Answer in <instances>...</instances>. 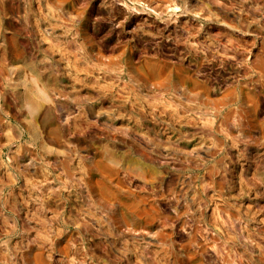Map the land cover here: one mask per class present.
<instances>
[{"label": "rangeland", "instance_id": "rangeland-1", "mask_svg": "<svg viewBox=\"0 0 264 264\" xmlns=\"http://www.w3.org/2000/svg\"><path fill=\"white\" fill-rule=\"evenodd\" d=\"M0 264H264V0H0Z\"/></svg>", "mask_w": 264, "mask_h": 264}, {"label": "clouds", "instance_id": "clouds-1", "mask_svg": "<svg viewBox=\"0 0 264 264\" xmlns=\"http://www.w3.org/2000/svg\"><path fill=\"white\" fill-rule=\"evenodd\" d=\"M130 70L136 75L139 84L147 90V92H152L151 87V80L156 78L159 73L156 69L152 70H145L137 68L134 61L130 62ZM150 99V97H148ZM139 100H144L145 103L146 98L141 97ZM139 100L134 101V104H138ZM133 117H135V110L133 111ZM151 115V113H145L144 118L146 119L147 116ZM155 119V117L153 118ZM132 123V121H130ZM134 132V135L131 137V143L129 152L125 155L131 156L133 153H135V156L133 159L125 161L123 157H121L120 162L125 164V167L120 168V172H125L126 174L124 176H119V173H115V175L119 178L121 182L126 183L129 187H131V180L129 179V176L127 175L128 172L136 173L137 171L145 174V175H151L155 178L159 179L163 173L162 169L164 170H170L169 165H171L175 159L172 155H163L161 153V149L167 148L169 152L173 151H179V149H175L173 146L176 144V141H172L170 138L168 141L165 142H159L155 140L152 137H149L147 133L143 131V129L139 127H134L132 129ZM166 132H171L172 135H176L177 132H179V129H173L172 127H169L165 130ZM185 139V140H197V143L200 142V139H203V136L199 131L192 132V133H180L179 136H177V140ZM134 160H138L140 164L143 165V168H139V166H133ZM147 161L145 163L144 161ZM111 163V161H108L105 163V168H107V165ZM116 167H119V165H116ZM110 175L113 173H109ZM141 186H136V191H140ZM158 189L156 188H150L148 186H144V193L145 199H150L153 202L160 201V196L157 195ZM174 199V197H170L168 195H165L164 201V207L160 209L161 213L163 215L169 216L174 219L173 212H175L176 216H179V212L175 211V205L171 203V200ZM159 206V205H157ZM182 255V254H181Z\"/></svg>", "mask_w": 264, "mask_h": 264}]
</instances>
